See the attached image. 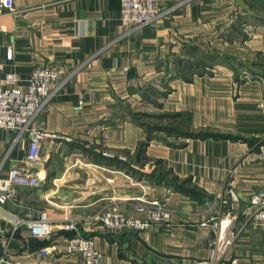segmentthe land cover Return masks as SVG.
Returning a JSON list of instances; mask_svg holds the SVG:
<instances>
[{"label":"crops","instance_id":"0c3cea01","mask_svg":"<svg viewBox=\"0 0 264 264\" xmlns=\"http://www.w3.org/2000/svg\"><path fill=\"white\" fill-rule=\"evenodd\" d=\"M254 6L194 0L128 35L121 0H15L14 13L0 14V82L12 71L25 85L44 64L63 76L106 47L39 117L48 134L41 167H29L41 183L20 188L22 206L0 204V250L8 243L9 255L23 264H83L65 248L73 232L61 219L68 216L94 239L102 264H196L209 256L213 222L231 211L237 237L223 261L238 256L264 264V227L250 220V197L264 189V159L256 155L264 145V82L240 81L224 50L227 42L239 43L230 34ZM233 9L241 17L228 19ZM249 42L264 52V36L255 33ZM199 55L212 59L210 72L199 70ZM13 140L12 131L0 128V159ZM27 149V142L14 146L5 173L26 165ZM231 186L237 201L228 195ZM167 188L171 225L118 231L90 219L110 205L131 213ZM41 210L56 225L37 238L27 220Z\"/></svg>","mask_w":264,"mask_h":264},{"label":"built area","instance_id":"2783aa9c","mask_svg":"<svg viewBox=\"0 0 264 264\" xmlns=\"http://www.w3.org/2000/svg\"><path fill=\"white\" fill-rule=\"evenodd\" d=\"M193 1L177 0L172 5L164 7L161 0H121V20L127 27L124 35L141 31ZM15 11V0H0V14ZM105 48L96 50L86 62L63 76L61 70L53 64L36 66L25 85L20 83V78L15 72L6 73L3 82H0V128L12 131L14 140L0 159V204L12 203L22 206L20 188L40 185L41 177L29 167L32 163L41 160L42 142L48 134L38 123V119L73 76ZM8 56L10 58L12 56L11 49L8 51ZM83 105V100H80L77 109H83ZM20 142L28 143L26 165L24 167L13 165L5 173L4 168L10 152ZM256 155L264 159V147ZM164 192L165 196L162 198L143 201L131 213L122 211L117 205H110L90 219L103 229L118 231H143L153 225H171V211L167 197L170 189L167 188ZM227 192L232 200H238L234 187H229ZM250 203L254 207L250 220L264 227V189L253 193ZM61 220L63 221L61 225L73 232L65 240L66 251L72 255H80L83 264H102L103 252L97 247L93 238L78 231L76 219L65 216ZM202 224L206 225L207 221ZM27 225L33 236L42 238L48 236L56 224L46 211L41 210L37 217L27 220ZM213 226L216 234L208 241L209 256L196 264H252L238 256L232 257L227 263L223 261L237 237L235 219L231 211L215 220ZM41 253L47 255L48 250L43 248ZM0 264L23 263L9 255L7 243L0 250Z\"/></svg>","mask_w":264,"mask_h":264},{"label":"rangeland","instance_id":"374dc122","mask_svg":"<svg viewBox=\"0 0 264 264\" xmlns=\"http://www.w3.org/2000/svg\"><path fill=\"white\" fill-rule=\"evenodd\" d=\"M262 2L264 3V0H262ZM230 11L228 12V15H227L228 19H231L235 16L237 19L239 16L241 17V13H239L238 9H233ZM242 18L241 20H243L242 21L243 23L240 24L239 21H236V25H237L236 28L239 31L237 32L235 30L234 32H231L230 34L231 38L238 37L237 39L239 43L234 45L232 42H227L225 44V49H224L226 52L225 57H226V60H228L231 65L235 66L236 71H237L236 72L237 77H239L240 81L252 82V83H259V82L263 83L264 82V52L260 53L256 50H253L251 47L252 45L249 42V40L251 36H253L255 33H259V36H264V4L263 6H259L257 5V2H256L254 6V11L246 13V14H242ZM255 23H258L261 26H263V29L257 31L255 28ZM210 47L212 48L213 46L210 44ZM100 54H98L97 56H99ZM197 59L200 61L199 63L201 64V66L199 67V70H203V71L207 70L205 66L209 65L210 62L212 61V59L205 57L204 55L203 56L199 55ZM261 103L263 102H260L259 104ZM149 121L151 122L150 119ZM263 147L264 145L262 146V148ZM170 192H171V189H170ZM153 199H156V198H153ZM149 200H152V199H149ZM143 201H147V200H143Z\"/></svg>","mask_w":264,"mask_h":264},{"label":"trees","instance_id":"16d2710c","mask_svg":"<svg viewBox=\"0 0 264 264\" xmlns=\"http://www.w3.org/2000/svg\"><path fill=\"white\" fill-rule=\"evenodd\" d=\"M259 1H261V0H249L250 4H251L252 6L255 5L256 2L259 3ZM259 4H260L259 6L262 5L261 3H259ZM189 135L203 136V137H205V136H221L220 134L211 133V132H200V133L192 132V133H189ZM227 136H229V135H227ZM227 136H226V137H227Z\"/></svg>","mask_w":264,"mask_h":264},{"label":"water","instance_id":"95a60500","mask_svg":"<svg viewBox=\"0 0 264 264\" xmlns=\"http://www.w3.org/2000/svg\"><path fill=\"white\" fill-rule=\"evenodd\" d=\"M32 167H41V163L36 162L31 164Z\"/></svg>","mask_w":264,"mask_h":264}]
</instances>
